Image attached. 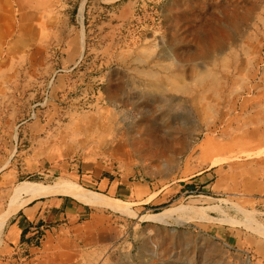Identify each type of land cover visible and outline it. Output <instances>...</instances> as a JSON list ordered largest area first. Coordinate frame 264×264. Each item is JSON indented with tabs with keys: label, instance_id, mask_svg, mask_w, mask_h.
<instances>
[{
	"label": "rangeland",
	"instance_id": "obj_1",
	"mask_svg": "<svg viewBox=\"0 0 264 264\" xmlns=\"http://www.w3.org/2000/svg\"><path fill=\"white\" fill-rule=\"evenodd\" d=\"M114 1L0 2V27L12 24L7 43L14 44L8 75H0V168L19 170L14 187L66 179L116 200L119 211L91 207L119 233L111 264H264V255L224 233L238 223L258 225L264 237L253 212L232 204L237 222L229 201L209 213L201 197H185L186 177L204 165L215 141L246 147L262 133L264 0H144L140 37L120 29L105 48L94 24L116 4L130 1L135 11L141 0ZM98 6L103 10L87 27L82 60L63 67L66 34L89 23L82 9L86 19ZM30 23L39 25L45 43ZM27 37L36 40L29 44ZM54 74L49 99L31 119ZM89 167L99 171L96 184L83 177ZM104 175L126 192L99 185ZM12 196L13 190L0 216ZM190 206L196 215L180 210ZM144 214L163 220L144 221Z\"/></svg>",
	"mask_w": 264,
	"mask_h": 264
},
{
	"label": "crops",
	"instance_id": "obj_2",
	"mask_svg": "<svg viewBox=\"0 0 264 264\" xmlns=\"http://www.w3.org/2000/svg\"><path fill=\"white\" fill-rule=\"evenodd\" d=\"M115 2L119 0L113 3ZM102 10V6L96 7L93 11L89 9L88 13L92 14L89 13L85 19V10L82 9L83 18L89 23L84 27L78 26L80 29L72 30L69 36L66 34L63 47L65 54L61 63L63 67H73L80 59L86 47V36L89 31L87 27L93 24L97 13ZM108 15L109 18L106 20L94 24L97 33H101V36L95 37L105 43V48L113 43L122 26L133 18L134 7L130 1H125L116 4L114 11ZM27 27L45 43L39 25L30 23ZM9 29L8 24L0 27V75L5 72L6 76L8 52L12 53L14 50V44L11 43L9 48L7 43L10 34L13 33L12 24ZM60 35L59 39L64 41L62 34ZM27 38L29 40L30 37ZM31 42L29 40L28 43ZM42 42L38 40V43ZM109 58L105 56V59ZM112 58L117 59L118 54H114ZM133 58L135 57L125 56L124 60ZM63 76V88L61 86L60 89H64L68 79L66 75ZM33 126L36 127V124ZM261 132L257 142L252 140L246 147L215 141L212 149L204 151V165L186 177L185 197H201L203 199L201 208L209 213L221 212L223 206L220 201H229V217L231 220L236 219L237 222L241 217L237 208L234 216L232 204L242 205L247 211L253 212L255 221L259 222L261 229L264 230V123ZM213 160L216 162L213 163ZM75 171L73 176L78 178V170ZM82 172L86 173L83 176L86 182L98 183L96 179L99 171L95 168L91 167L86 171L82 169ZM18 173L19 170L13 169L10 165L0 168V203L5 202L0 214L6 209L14 183L18 181ZM117 184L114 185V180H110L108 175L102 176L99 182V185L113 189L114 194L126 192V188L122 189ZM209 207L216 209L210 210ZM229 225L224 233L233 244L250 247L254 252L264 255V237H260L258 225L253 224L255 227L253 226L252 230L243 224ZM226 230L229 233H226ZM118 236L119 233L112 226L111 219L93 211L91 207L64 195L42 197L25 203L4 221L0 229V264H111L113 256L109 252Z\"/></svg>",
	"mask_w": 264,
	"mask_h": 264
},
{
	"label": "bare ground",
	"instance_id": "obj_3",
	"mask_svg": "<svg viewBox=\"0 0 264 264\" xmlns=\"http://www.w3.org/2000/svg\"><path fill=\"white\" fill-rule=\"evenodd\" d=\"M51 195H64L75 199L76 201L96 208H106L112 211H119L116 200L111 199L103 194L89 191L82 188L76 183L60 179L53 184H40L34 181H20L13 189L12 200L7 210L0 216V229L4 221L14 213H16L25 203L29 201L48 197ZM25 197V199H23ZM181 208V207H180ZM190 215H196V209L194 207H183L180 209ZM242 214H244L242 212ZM140 218L144 221L154 222L162 221L161 214L141 215Z\"/></svg>",
	"mask_w": 264,
	"mask_h": 264
},
{
	"label": "built area",
	"instance_id": "obj_4",
	"mask_svg": "<svg viewBox=\"0 0 264 264\" xmlns=\"http://www.w3.org/2000/svg\"><path fill=\"white\" fill-rule=\"evenodd\" d=\"M146 1L141 0L139 4H136L135 7V11H134V15L133 18L131 19V21H129L127 24L122 26V29H134L135 30V36L138 38L140 37V31L143 30V26L141 24V21L144 17L143 12L141 11L142 5L145 4ZM156 14V11H154ZM53 59L55 61H58L60 59V55L59 54H55ZM82 59H80L81 61ZM79 61V63H80ZM61 70L58 69L56 70V73L60 72ZM55 74L52 76V78L50 79V81L46 84L44 90H43V98H42V102L36 103L34 105V108L31 110V114L30 117L31 119H35L38 116V108L39 107H43L44 104L47 102V100L49 99L50 96V91H51V87H52V83L54 80Z\"/></svg>",
	"mask_w": 264,
	"mask_h": 264
}]
</instances>
